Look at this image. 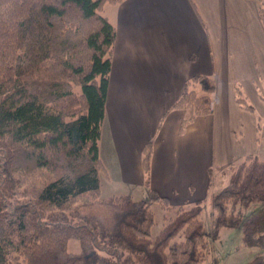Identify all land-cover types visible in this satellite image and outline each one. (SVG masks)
<instances>
[{"label": "trees", "instance_id": "1", "mask_svg": "<svg viewBox=\"0 0 264 264\" xmlns=\"http://www.w3.org/2000/svg\"><path fill=\"white\" fill-rule=\"evenodd\" d=\"M124 0H0V264H203L201 202L170 207L149 188L151 142L141 152L147 201L100 198L99 157L115 26L104 5ZM264 27V0H258ZM215 84L197 75L169 110L180 131L212 111ZM238 106L255 113L240 86ZM258 141L261 121L257 123ZM212 235L241 228L264 247V158L217 172ZM220 182V181H218ZM223 181H221L222 183ZM172 210L155 238L150 202ZM76 240L78 253L67 243ZM249 264H264V254Z\"/></svg>", "mask_w": 264, "mask_h": 264}, {"label": "crops", "instance_id": "2", "mask_svg": "<svg viewBox=\"0 0 264 264\" xmlns=\"http://www.w3.org/2000/svg\"><path fill=\"white\" fill-rule=\"evenodd\" d=\"M258 7V0H124L103 6L116 33L99 139L102 200H148L141 152L149 142V188L173 208L210 197L217 172L248 155H264V27ZM197 75L214 81L212 111L181 132L185 112L169 109ZM237 86L255 113L238 106Z\"/></svg>", "mask_w": 264, "mask_h": 264}, {"label": "rangeland", "instance_id": "3", "mask_svg": "<svg viewBox=\"0 0 264 264\" xmlns=\"http://www.w3.org/2000/svg\"><path fill=\"white\" fill-rule=\"evenodd\" d=\"M261 159L264 155L259 156ZM213 181L217 182L213 188V192H217L223 186L226 180L216 179L213 176ZM221 181H223L221 183ZM102 185L104 181L101 182ZM219 188V189H218ZM201 200V218L207 235L206 242V257L203 264H249L257 256L264 254V247L259 243H249L245 240L241 228H221L217 236H213L212 228V210L210 207L209 197H200ZM150 210L153 214L154 223L150 230V235L155 238L159 233L163 224L168 217L173 216L172 210L164 209L158 202L153 201L149 204ZM187 205L184 208H189ZM69 252L78 253L80 251V244L76 240H69L67 243Z\"/></svg>", "mask_w": 264, "mask_h": 264}]
</instances>
